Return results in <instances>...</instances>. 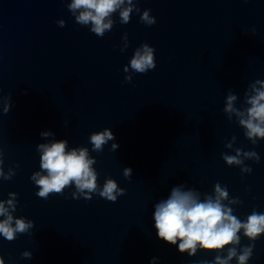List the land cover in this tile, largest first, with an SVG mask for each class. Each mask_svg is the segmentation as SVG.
Returning <instances> with one entry per match:
<instances>
[{
	"label": "clouds",
	"instance_id": "obj_1",
	"mask_svg": "<svg viewBox=\"0 0 264 264\" xmlns=\"http://www.w3.org/2000/svg\"><path fill=\"white\" fill-rule=\"evenodd\" d=\"M139 2L140 0H70L67 8L77 24L89 27L96 36L103 37L113 29L115 14L118 13L121 24H127L133 12L141 13ZM150 13L151 9L143 10L140 22L147 26L154 25L156 18ZM57 24L64 27L65 21L60 19ZM252 32L255 34L254 28ZM122 40L121 52L129 46L127 33H124ZM155 67V49L148 43H143L135 49L129 64L123 68L128 73L125 82L132 81V73L146 74ZM237 101V95L230 89L223 112L230 122L235 118L243 129L245 138L255 146L258 141L264 140V81L257 79L248 85L240 107H237ZM0 106L4 113L9 112L13 106L11 93L7 97L0 96ZM40 135L42 138L52 139L37 145L40 170L33 172L30 177L39 189L35 193L37 197L47 200L50 195H64L65 190L72 186V199L91 200L95 194L115 203L119 196L125 194L126 190L111 177H107L102 186L99 184V173L94 167L97 161L91 156L88 147L69 148L67 139H56L50 130L42 131ZM115 139L110 128L94 131L89 136L91 151L102 153L104 146ZM235 143V136L226 143L225 147L235 154L222 153L223 161L229 167H239L242 174H251L252 168L245 161L259 163L260 156L254 150L234 148ZM118 147L117 143H112L110 150L115 151ZM132 171L131 167H125L123 175L130 178ZM15 174L12 167L7 172L4 171V151L0 147V179L11 180ZM17 203L15 192H9L6 200L0 199V217H3L0 219V236L9 242L14 241L18 234H29L34 228V221L14 216ZM240 204L242 201L230 198L227 186H222L219 182L214 185L210 194H202L185 184L173 186L167 198L154 204L153 220L157 237L190 257L195 256L198 250L216 253L213 261H201V264H231L233 259L237 264H248L253 256L255 241L264 234V212L253 209L246 219L241 220L234 214L232 207ZM241 233L251 243L241 246ZM32 255L31 251L21 253L27 259H31ZM0 264H5L2 256ZM150 264H156V258Z\"/></svg>",
	"mask_w": 264,
	"mask_h": 264
}]
</instances>
